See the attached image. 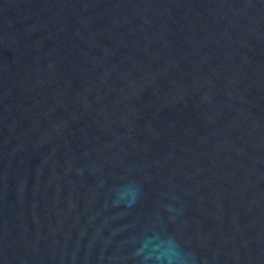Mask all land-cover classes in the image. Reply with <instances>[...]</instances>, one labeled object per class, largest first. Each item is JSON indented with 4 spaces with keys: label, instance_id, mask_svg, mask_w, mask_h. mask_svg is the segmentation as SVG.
I'll list each match as a JSON object with an SVG mask.
<instances>
[{
    "label": "water",
    "instance_id": "obj_1",
    "mask_svg": "<svg viewBox=\"0 0 264 264\" xmlns=\"http://www.w3.org/2000/svg\"><path fill=\"white\" fill-rule=\"evenodd\" d=\"M0 264H264V0H0Z\"/></svg>",
    "mask_w": 264,
    "mask_h": 264
}]
</instances>
